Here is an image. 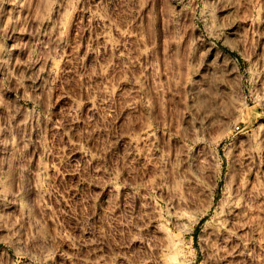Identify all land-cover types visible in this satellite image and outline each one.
<instances>
[{"label": "rangeland", "instance_id": "rangeland-1", "mask_svg": "<svg viewBox=\"0 0 264 264\" xmlns=\"http://www.w3.org/2000/svg\"><path fill=\"white\" fill-rule=\"evenodd\" d=\"M0 264H264V0H0Z\"/></svg>", "mask_w": 264, "mask_h": 264}]
</instances>
